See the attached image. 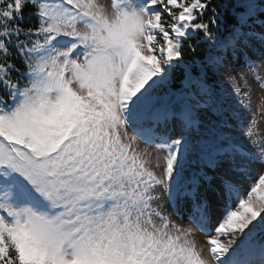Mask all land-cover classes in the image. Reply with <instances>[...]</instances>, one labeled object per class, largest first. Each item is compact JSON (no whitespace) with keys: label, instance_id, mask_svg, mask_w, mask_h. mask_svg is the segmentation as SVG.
Segmentation results:
<instances>
[{"label":"snow or ice","instance_id":"obj_1","mask_svg":"<svg viewBox=\"0 0 264 264\" xmlns=\"http://www.w3.org/2000/svg\"><path fill=\"white\" fill-rule=\"evenodd\" d=\"M262 65L264 0H0V264H264Z\"/></svg>","mask_w":264,"mask_h":264},{"label":"rangeland","instance_id":"obj_2","mask_svg":"<svg viewBox=\"0 0 264 264\" xmlns=\"http://www.w3.org/2000/svg\"><path fill=\"white\" fill-rule=\"evenodd\" d=\"M246 71H247V69H246ZM259 73L261 76H264V65H262L259 68ZM248 79H249V83L251 85V97L253 99V105H252L251 110H252V112L255 113V118L258 122V132L261 135H264V113H262L259 109L260 97H261V95H264V90H261L259 85L255 82L250 71H248ZM218 87L221 89H224L225 91H230L232 86L225 79L224 82L218 84ZM244 92H245V89H244L243 85L241 84V95L242 96L244 95ZM140 147L143 148L146 146L143 143H141ZM232 206L235 207V203H233ZM223 211H224V208H223V206H221L217 210V216L219 217L223 213ZM173 220L177 224H182V225L185 224V221L180 220L175 216H173ZM198 239L201 242H203L204 240H206V236L203 233L198 232Z\"/></svg>","mask_w":264,"mask_h":264},{"label":"trees","instance_id":"obj_3","mask_svg":"<svg viewBox=\"0 0 264 264\" xmlns=\"http://www.w3.org/2000/svg\"><path fill=\"white\" fill-rule=\"evenodd\" d=\"M205 51H206V46L203 45L198 49V53L200 54V56H203Z\"/></svg>","mask_w":264,"mask_h":264}]
</instances>
